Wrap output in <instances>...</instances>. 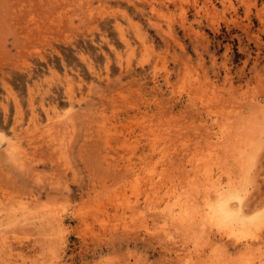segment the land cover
<instances>
[{
	"label": "rangeland",
	"instance_id": "1",
	"mask_svg": "<svg viewBox=\"0 0 264 264\" xmlns=\"http://www.w3.org/2000/svg\"><path fill=\"white\" fill-rule=\"evenodd\" d=\"M87 1L0 0V214L7 213L1 210L10 212L14 207L36 215L40 210L43 213L56 208L65 221L63 236L56 233V227L52 230L53 227L42 224L44 229L40 222L34 223L36 219L28 222L30 227H26L30 230L24 224L12 226L13 230L23 233L27 229L28 235H18L20 244L13 240L15 251L3 253L1 249L0 258L4 262L0 259V264H176L177 245L176 248L172 245L175 248L172 252V248L165 249L164 244L157 243L156 238L146 237L130 212L125 216L127 219L123 217L124 222L121 213L118 216L113 201L115 196L111 198V194L119 187L122 179L118 177L122 173L119 171L116 177L112 170L117 167L116 159L124 154L123 160L127 161L129 154L132 161L140 164L137 152L142 157V148L150 139L149 132L155 134L160 128L157 132L164 133L168 126L170 134L178 129L180 139L199 136L207 127L218 131L224 121V111L231 119L241 110L249 116L254 111L252 122L260 120V123L254 126L255 130L252 127L255 132L250 134L252 139L248 135L246 139L259 145H253L256 155L252 151V160L257 165L251 163L252 160L248 165L261 182H258L256 195L248 201L252 203L248 208L259 203L257 214H261L264 210V109L254 106L262 103L261 108L264 107V0ZM251 103L255 104L252 112L249 111ZM233 106L237 111H232ZM214 107L217 110L214 112L220 111L221 116L220 113L211 114L209 110ZM256 108L259 113L255 112ZM256 113L257 117H263L257 120ZM61 120H65L64 123ZM162 125L165 129L161 131ZM143 129L147 131L145 136L141 134ZM57 134L64 137L61 144ZM114 136L120 140L119 144L131 139L125 153ZM11 139L13 144L22 147L23 156L7 149ZM106 139L112 140L107 148ZM194 142L196 140L188 141L191 150L195 149ZM136 145L138 150L134 152ZM114 146L117 150L112 154ZM177 146L178 143L177 153L172 150L170 157L179 168L186 161L187 170H191L189 158L184 157V148L181 150ZM178 149L183 156H178ZM31 160L35 171L31 168ZM104 160H110L113 168L108 169L109 163L106 165ZM165 160L161 161L162 165L158 163V168ZM171 163L172 172L177 171L174 175L187 176L184 167L175 169ZM232 165L229 167L238 176V165ZM178 174L176 177L180 178ZM99 182L102 187L98 186ZM91 185L96 188L94 192ZM82 209L81 213L87 211L91 215L89 217L86 212L85 220L80 214L85 222L82 217L79 219ZM101 217L103 220L99 219ZM88 218L91 219L88 221ZM4 227L0 228L2 233L6 228L12 230V227ZM262 231L258 230V236L264 238ZM47 232L60 237L49 233L50 239ZM96 232L102 239L93 235ZM228 245L232 250L228 260L236 259L232 263L239 264L241 254L236 256L233 242L229 244L228 241ZM261 246L263 250L264 243ZM54 249L59 255L55 256Z\"/></svg>",
	"mask_w": 264,
	"mask_h": 264
},
{
	"label": "bare ground",
	"instance_id": "2",
	"mask_svg": "<svg viewBox=\"0 0 264 264\" xmlns=\"http://www.w3.org/2000/svg\"><path fill=\"white\" fill-rule=\"evenodd\" d=\"M91 1H93V0H90V3H92ZM79 2H81V1H79ZM87 2H89V0ZM210 3L212 4V2H210ZM229 3H230V1H229ZM211 4H208V5H211ZM83 5H85V4H83ZM211 7H214V6H211ZM91 9H92V6H91ZM211 9L212 8H210V10ZM211 13L212 12L210 11V14ZM158 17H160V15ZM254 101L252 100V103H254ZM201 103L203 105L202 100H201ZM237 103H238V101H237ZM252 103L250 104L251 107H250V105L247 106V107H250L249 111H251L253 109L252 106L255 105ZM258 104L255 105L254 108L256 106H260V109L263 110L264 107L261 108L262 103L261 104L258 103ZM224 106H226L228 108L227 105H224ZM224 106L222 105V107L225 109L226 107H224ZM219 107L217 109H219ZM222 107L219 110L223 111ZM237 107L239 108L240 106H237ZM32 109H33V107H32ZM233 109L236 110V108L234 106L232 108V111H234ZM256 109H257V111H255V112H258V108H256ZM214 110H216L215 107L209 111H211V114L216 113L217 110L215 112H214ZM241 111H240V114H238V115H235L234 113H232L236 116L235 117L234 115H232L233 118H235V119H231L232 117L224 114V113H226L225 111H224L223 115L220 113V111H218L216 113L217 115L220 113L219 114L220 116L221 115H222V117L224 116V121L222 119L221 120L223 122L220 120L221 125L218 127L219 128L218 131L217 130L214 131V127H207L205 129V131H203L199 134V136H197V134L196 135L192 134L193 136L190 137V135H189L186 138H182L183 140L179 138L180 135L177 136L178 129H177L176 133L174 132V130L172 131V133L174 132V134H170V132H167L168 126L166 124L164 125V127L167 126L166 130H164L165 128H163V125L161 126V131L164 130L165 131L164 133H162V132L158 133V132H160L159 127H158L159 129L157 130L158 132L155 130V132H156L155 134L150 133L149 132L150 130L149 129L147 130L144 127L149 132V134L144 129H143L144 133H142V130H141V134H142V136H145L147 133V135H149L150 139L148 140V142L146 144L147 146L144 145V147L142 148V151H143L142 157H141V155H139V152H137L138 157L140 156V158H141V162L139 165L136 164L134 162V160L132 161V158H130L131 155H129V154H127L129 156V157L127 156V161L123 160V159H125V156H126V154H124L125 149L126 150L129 149L128 146L130 147V140L131 139L130 138H129L130 140L124 139L125 141H123L121 144H119L118 141H120V140L117 141L115 136H114V138H115L114 140L119 144L120 148L124 150V153H123L124 155L122 154L124 157L118 159L117 158L118 155L116 156V158H117L116 161L118 162V163H116L117 167H116V169L112 170V172L114 171L113 175H115V174L117 175V176L115 175L116 177H118L119 171H120V173H122L121 175H119L120 178L118 177L119 180L122 179L119 182L120 183L119 187H117L116 190L112 191V194H111V198H113L115 196L113 201L116 202V208L118 210L117 211L118 216L120 217L119 213H121V217H122L121 219H123V217H125L126 214H129V212H130V215H131L130 217L134 221H137V223H140V229H143L142 231H144L143 233L145 235H147L146 237H148V235H149V237L151 236L152 238L153 237L156 238L159 241L157 243L164 244L165 249H167L168 247L172 248V249H170L172 252H174V249L176 248L175 245H177L178 248H177V250L175 249V252H174L176 254V258L178 261V262L176 261V264L177 263L178 264H195L197 261L199 262L197 264H229L230 262L232 263V261L236 262V259L235 260L234 259L228 260L230 258L229 252L232 251L231 249H229L228 241H229V244L232 242L234 243V247H235L234 252L237 255L235 253L234 254L236 256L241 254V256H242V257L238 256V258L240 257V259H239L240 261L237 260L238 261L237 263L240 262L239 264H264V248H263V250L261 248L262 247L261 245L264 243V240L262 241L261 239H264V238H261L258 236V230L262 231V229H264V210L261 211V214H257L258 211L260 210V209H258V207H260V205H261L259 203H256L258 206H256V204L254 206V203H253L254 208H251V207L248 208L249 204H251V206H252V203H248V201H250V199L254 195H256L255 190L258 187V182H259V180H257L255 178V176H256L255 170L253 171L252 170L253 168L250 167L251 165L250 166L248 165V164H250L252 157H253V152H252V151H254L253 147L255 145H256V147L259 146V145L257 146V144L254 145L252 143L254 140H251L252 137L250 136V134L255 133L254 132V130H255L254 126L256 127L258 125V122L260 123L259 119L263 116L257 117V114L259 112L256 113V118H258L257 120H259L256 122L257 123L256 124L255 122H252L254 120L253 118H255L254 117L255 113H253L254 112L253 110H252L253 112L251 111L252 113H250L252 116L251 115L250 116L244 115V113H241ZM71 113H74V112H71ZM71 113H70L69 117L72 116ZM227 114H231V113L227 112ZM74 116H75V114H74ZM153 116L155 117V115H153ZM220 116L218 118H220ZM225 116L228 117L227 120L225 119L226 118ZM258 116H259V114H258ZM229 117H230V119H229ZM66 118H67V116H66ZM163 118H164V116H163ZM64 121L65 120H63L62 122L64 123ZM67 121H68V118H67ZM217 121H216V123H217ZM69 122H71V121H69ZM73 122H71V123L73 124ZM253 123H255L256 125H254ZM61 124L62 123L60 122L59 125L61 126ZM152 124H154V123H152ZM90 125H91V123H90ZM172 125H173V123L171 124V126ZM65 126L68 127V124ZM155 126L157 128L156 124H155ZM91 127H93V126L91 125ZM99 127H97V128H99ZM252 127L254 128V130H252L253 129ZM56 128H57V126H56ZM69 129H67V130H69ZM91 129L92 128H90V131H91ZM154 129H155V127H154ZM180 130H181V128H179V132H181ZM58 131H63V129L62 130L59 129ZM103 131L106 132L105 130H103ZM250 131H253V132L250 133ZM92 133H93V131H92ZM181 133H183L182 135H184V132H181ZM189 133H191V132H189ZM100 134H101V132H100ZM100 134H99V136L102 135V134L101 135ZM107 134L109 136V133H107ZM141 134H140V136H141ZM0 135H1V133H0ZM62 135H63V133H62ZM246 135H248L249 138L251 137V139H246V137H247ZM58 136H60V141H59V143H60L62 140H64V137L63 136L61 137V135H58ZM64 136H66V135H64ZM87 137H89V136H87ZM188 137H190V138L187 139ZM7 138L10 139V137H7ZM61 138H63V139H61ZM89 138H91V136ZM138 139H140V138H138ZM145 139H147V138H145ZM190 140L191 141L196 140V142H194L195 144L193 145V146H195L194 150H191V146L188 145V141H190ZM109 141L112 142V140H107L106 141V148L111 143ZM128 141H129V143H128ZM176 141H178V142H176ZM138 142H139V140H138ZM8 143L10 145V148L8 146L7 149H11L12 153L14 152L17 155L23 156L24 151L22 150V147H19L16 143L13 144L12 139L9 140ZM142 143H141V145H142ZM177 143L179 145V146H177L178 148L181 147V150H182V148H184L183 149V151L185 152L184 157L186 156V158H189V163L191 164V167L189 166L191 168V170H187L188 166L185 164L186 161L184 162V160L183 159L181 160V158L179 157L181 162L182 161L184 162V163L182 162L183 164H181V165H184L183 167H184V170L186 171V175H187L184 177L181 175L182 174L181 172H180L181 177L178 173H176L174 175V173L176 171L175 167L179 168V166H176V163L173 160V157L172 158L170 157V156H173L172 150H174V151L177 150L176 149ZM180 143H181V145H180ZM118 144H115L116 147ZM139 144H140V142H139ZM98 145H101V144L98 143ZM137 145L133 147L134 152H135V149L138 150V148H136V147H138ZM59 146H61V145H59ZM116 147L114 148L115 151H113V153L109 152V150H108L110 155L114 154V152L116 153V150L118 148V147L117 148ZM62 148H63V146H62ZM63 149L65 150V148H63ZM59 150H60V148H59ZM123 150H120V151L123 152ZM181 150L178 149V152L179 153L182 152ZM7 151H9V150H7ZM120 151H117V152H120ZM187 151L189 152L188 155H186ZM103 152H107V151H103ZM107 153H105L106 156H107ZM175 153H177V151ZM255 153L256 152L254 151V155H256ZM59 155L62 156V153H59ZM159 155H161V156H160V158L157 159L156 156L158 157ZM180 155L183 156V154H181V153L178 156H180ZM33 156H34V154H33ZM190 156H191V158H190ZM65 158H67V157H65ZM112 158H115V155L113 157H111V159ZM155 158H156V160H155ZM164 159H166L165 164H164L165 166L164 165L162 167L159 166V168H162V169H159L158 163H159V165H162L163 163H161V161L163 162ZM120 160L123 163L120 162ZM185 160H187V163H188V159H185ZM255 160H257V159H255ZM105 161L106 160H104V162ZM107 161H106V165L110 162V160L108 162ZM32 162L33 161L31 160V163ZM112 162H114V161H112ZM171 162H173V165H174L173 168H175L174 169L175 171H173V172H172V163ZM253 162H254V160H252L251 163H253ZM256 163H257V161H256ZM116 164H114V166ZM229 164H231V165L233 164V165H235V167H236V165H238V168L240 170V172L238 173V176L236 173H234L233 169H231L229 167ZM254 164H255V162H254ZM254 164H252V165H254ZM29 165H30V162H29ZM31 165H32L31 168L33 169V171H35V169L33 167V163ZM255 165H257V164H255ZM24 167H26V166H24ZM183 167H181V168L183 169ZM28 168H29V166H28ZM107 168L108 169L113 168L112 163H109ZM181 168H179V169L181 170ZM257 168L258 167L256 166V169ZM250 171H252L251 173L254 172L255 174L253 173L254 175L253 174L250 175ZM177 174L179 175L180 178L176 177ZM122 175H124V176L121 177ZM251 176L254 178H251ZM256 177H258V176H256ZM118 179L115 178V180L117 182H118ZM108 182H110V181H108ZM111 183H110V186H111ZM112 184H114V183H112ZM93 185H91V187ZM96 185H97V182L94 186H96ZM94 186L91 188L92 191L96 190V188ZM98 186L102 187L103 185H102V183L99 182ZM105 186H107V185H105ZM110 186H108V187H110ZM66 188H68V186H66ZM113 188L115 189V187H113ZM101 190L102 189H99V191H101ZM111 190H112V188H111ZM96 192H98V191H96ZM105 193H106V191H105ZM94 195L96 196V194H94ZM100 195H101V193H100ZM106 195H107V193H106ZM88 198H91V196L90 197L88 196ZM101 198H102V196H101ZM94 199H96V198H93V200ZM104 199L106 201V199H108V198L106 197ZM90 200L93 201L92 199H89V201ZM93 202H92V205H93ZM96 202H95V205H98V207H100L99 203L96 204ZM109 202H110V200H109ZM110 203H109V205H110ZM87 205H89V204H87ZM57 206H58V204H57ZM22 207L20 209H22ZM98 207H96V208H98ZM10 208L13 209L12 207H10ZM100 209H101V207H100ZM23 210H24V207H23ZM23 210H21V211H23ZM55 210H56V208H54V210L50 209L49 212L43 211V213L40 210L41 213L38 212L39 214L36 215V214H32V213H27V211L26 212L25 211L20 212L18 210V207H16V208L14 207V210H12L10 212H8L9 211L8 209H6V211L4 209L1 211H4V213L5 212H7V213L4 215L0 214V228L4 227V226H6V227L8 226L10 228L12 226L18 227L22 224H24L23 226H25V227L26 226L30 227V223L28 224V222L29 221L31 222L32 219H36V220H33L34 223L40 222V224L38 223L39 225H42V224L48 225V227L49 226L53 227L52 230H54V228L56 227L59 229L58 230L55 228V231H58L56 233L58 234L60 232V235L62 234V236H63V230H64L63 226L65 224V221H64V218L62 217V214L57 212V210L56 211ZM96 210L98 211L99 209H96ZM114 210H116V209H114ZM82 211L84 212L83 209L79 213L76 211V214L78 213L79 215L81 214L83 216L87 212V211H85V213L83 214V213H81ZM91 211L92 210H90V213L96 212L95 209L93 212H91ZM100 211L101 210L98 211L99 214H100ZM30 212H32V211H30ZM101 213L103 214L102 211H101ZM87 214H88V212H87ZM94 214L92 215L93 218L96 215V214L95 215ZM81 215H80L79 219H81V217H82ZM88 215H89V217L91 216L90 214H88ZM118 216H116V217L118 218ZM83 217L85 218L86 216H83ZM83 217H82V220H83ZM96 217H97V215H96ZM127 217H125V218L127 219ZM90 219L88 218L87 220L89 221ZM99 219H102V217ZM85 220H86V218H85ZM104 220L106 221L105 218H104ZM133 220H131V221H133ZM123 222H124V219H123ZM102 223H104V222H102ZM102 223H101V225H103ZM129 223L132 225L133 222L129 221ZM31 225H33V224L31 223ZM43 225H42V228H44ZM125 225H127V224H125ZM135 225H138V224H135ZM6 227H4V228H6ZM127 227H129V225H127ZM127 227H124V228L127 229ZM26 228H28V227H26ZM136 228L139 229V227H136ZM136 228H134V229H136ZM44 229H46V228H44ZM3 230H6L5 233H2V231L0 230V251L3 250V253L4 252L10 253L11 251H13L15 249L16 246L12 245V242L15 239L17 241L18 235H20V233L25 235V237L28 235L25 232V230L27 231V229L24 230V233H26L27 235L24 234L23 231L19 232L18 229H17L18 231H16L15 228L13 230V227H12V230L11 229L9 230L7 228L3 229ZM8 230L10 231V233L12 232L14 234V236H12ZM34 230H35V227L33 228V231ZM49 230L52 232L51 229H49ZM129 230H126L128 234H129ZM130 231H133V230L131 229ZM17 232H19V233L17 234ZM51 232H47L48 238H50L51 235H53ZM49 233H51V235ZM56 233H54V235ZM130 233H132V232H130ZM29 234H30V232H29ZM144 234H143V236H145ZM23 235H21V236H23ZM56 235L54 237H56V238H57V236L60 237V235H57V236ZM93 235L100 237L97 235V232L94 233ZM96 236L95 237L93 236V237L98 239ZM59 239L60 238H58L57 240H59ZM52 240L55 241V238ZM16 241H14V242H16ZM20 242L17 241V243H19V244H20ZM57 242H59V241H57ZM178 243H181L180 246L178 245ZM55 244L57 245V243H55ZM65 244H61V245H65ZM172 245L175 246L174 249H173L174 246L172 247ZM256 245H257V247H256ZM258 245H259V247H258ZM239 246H242V247H239ZM59 247H61V246H59ZM232 248H233V246H232ZM238 248L239 249L241 248V249L239 250ZM56 250H59V249L56 248ZM56 250L54 249V252ZM208 251L210 252L211 255L206 254ZM231 254H232V252H231ZM234 254L232 255L233 258H234ZM57 255H59L58 252H57V254H55V256H57ZM208 255H210V256H208ZM1 256H3V255H1ZM9 257H10V254H9ZM195 258H197V260ZM2 259H1V262H4V260H2ZM173 260L174 259H172V261ZM232 264H234V262Z\"/></svg>",
	"mask_w": 264,
	"mask_h": 264
}]
</instances>
